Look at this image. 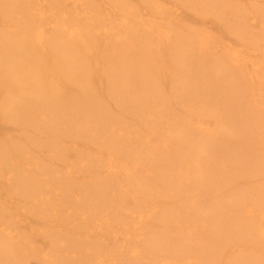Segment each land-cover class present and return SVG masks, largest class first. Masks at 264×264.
<instances>
[{"label":"bare ground","instance_id":"bare-ground-1","mask_svg":"<svg viewBox=\"0 0 264 264\" xmlns=\"http://www.w3.org/2000/svg\"><path fill=\"white\" fill-rule=\"evenodd\" d=\"M161 70L171 71L174 74L171 81L178 83L182 91H185L183 83H192L199 89L208 86L207 77L211 72L219 71L228 85L226 90L231 89L227 98L231 120L238 124L240 116L249 121V115L244 112L250 110L253 114V124H244L240 131L242 135L245 133L244 141L250 133L254 140L257 139L256 144L238 141L234 145L226 141V155L230 161L236 158L226 170V165L219 163L218 159L215 163L210 161L215 156L205 160L197 154L191 158L198 166L191 169L192 175H207L217 185V191L224 190L225 193L234 191L237 179L244 177L245 173L249 177L264 174V149H255L264 140V0H0V87L6 89L3 110L15 122L17 131H25L23 119L28 118L36 129L55 126L61 133L66 125L83 120L82 113L87 107L101 110L102 104L124 105L127 102L126 109L131 105L143 109L146 101L139 100L156 94L151 90L157 86L153 84V78L162 82ZM182 72L186 77H179ZM147 83L150 84L144 89L142 86ZM104 90L107 91L105 96L102 95ZM113 105L106 109L124 113L121 107L114 110ZM108 120L112 122L113 117L106 113L104 123L107 124ZM126 124L134 126L131 122ZM195 127L200 134H206L204 146H208L212 135L206 121L198 118ZM30 131L29 127L24 133ZM127 137H115V153H108L107 168L113 169L112 160L123 167L124 176L135 177L139 162L134 152L144 154L149 147L132 144L129 153L125 142ZM118 144L125 147V154ZM104 145L110 147L108 143ZM62 147L67 161L59 159L57 163H62L63 169L71 170L78 146L66 141ZM212 148L220 151L219 147ZM94 149L96 151L97 147ZM248 150L252 155L245 161ZM48 151L60 157L63 155L61 149ZM9 159L10 154L0 151V167ZM16 159L21 160V157H15V168L19 165ZM199 161L207 162L202 164ZM57 166L55 164V168ZM197 168L205 173H198ZM110 172L106 171L105 175ZM21 175L15 170V193L29 195L30 198L25 200L29 201L27 212L37 218V229L25 232V225L9 216L8 220L3 217L6 221L2 223L0 216V258L5 256L3 264H32L31 259L37 264H93L92 256L81 260L84 254L78 249L82 246L67 242L77 240L75 238L97 242L88 237L100 238L98 233L90 230L95 226L100 230L102 224L87 222L91 216L79 215L82 214L79 195L66 191L52 197L38 186L36 190L33 176L28 177L25 188L17 180ZM12 177L13 174H8L5 178L8 186L13 185ZM113 192L109 190L105 194ZM125 192L129 193L127 189ZM249 194L244 203L252 209L246 210L245 215L239 200L231 195L225 201L233 204L230 208L223 198L218 200V195L208 197L211 210L225 209L219 216L212 214L213 224L217 220L220 222V217L225 214L234 216L236 221L230 232L225 226L218 229L220 238L216 241L215 236L214 244L208 250L202 253L198 250V262L193 261L194 264H264V183L256 190H250ZM72 199L75 204H71ZM85 203L90 205L91 200ZM165 204L171 205V201ZM108 205L122 209L115 201ZM156 208L157 204L152 202L150 210ZM18 213L21 212H16L15 218ZM61 215H71L70 220L55 219ZM153 217L141 212L139 229L152 227ZM247 217L252 222L244 219ZM100 219L93 217V220ZM241 221L248 226L241 225ZM169 222L165 219L156 232L162 239V258L155 264H175L172 260L177 256L176 249L168 251L171 241L166 236L175 232L176 227L182 228L185 219L176 217L168 226ZM68 223L72 224L71 227L54 230ZM104 224L107 225L106 221ZM33 230L44 231L42 239H38ZM55 233L70 237L63 239L62 236L56 237ZM237 242L242 243L244 250L229 259ZM238 248L241 247L238 245L235 249L239 251ZM58 252L63 253L58 255Z\"/></svg>","mask_w":264,"mask_h":264},{"label":"rangeland","instance_id":"rangeland-1","mask_svg":"<svg viewBox=\"0 0 264 264\" xmlns=\"http://www.w3.org/2000/svg\"><path fill=\"white\" fill-rule=\"evenodd\" d=\"M209 22L212 25L210 20ZM213 34L216 33L213 31ZM218 72L215 74L211 72L207 77L208 86L199 89L194 88L192 83H183L185 91H182L181 86L170 79L174 74L171 71L161 70L162 82L158 83L153 78V84L157 86L152 87L151 90L156 94L153 97L144 96L139 100L145 99L146 101L147 105L143 109L134 107V105L126 109L127 102H124V105L122 103L118 105L102 104L103 109L101 110L98 108L92 110L85 106L87 108L84 111L85 114L82 113L83 120L66 125L61 132L64 134L63 137L59 136L61 130L58 131L55 126L36 129L37 126L26 116H19V118H26L23 119L26 126L25 131L29 127L32 131L24 133L25 131L15 130V122H12L3 110L6 89L0 87V151L10 154V159L0 167V202H2L0 216L2 223L12 217L13 220L25 225V232L30 233L31 228L37 229V218L33 213L27 212L29 201L25 200L30 198L29 195L24 192H22L23 195L15 193V170H17L18 173L23 174L17 180L25 188L28 185V177L33 176L36 180V190L38 186V189L44 190L52 197L66 191L72 195L77 196L78 194L80 197L79 206L82 211V214L79 215L91 216L87 222L102 224V229L98 230L95 226L90 230L98 233L100 238L88 237L97 242H86L85 238L67 241L72 245L82 246L78 249L80 253L84 254L81 256V260H88L92 256L93 264H155L162 258V239L156 232L159 231L160 225L165 219L170 220L169 226L174 218L180 217L185 219L182 228L175 226V232L168 233V237L166 236L167 240L171 241L168 251L176 249L177 253L172 262L175 264L197 263L198 250L202 253L212 247L213 238L216 236V241L220 238L217 234L218 229L225 226L230 232L232 224L236 221H234V216L225 214L220 217V222L217 220L213 224L212 214L216 213L219 216L225 209L211 210L207 203L208 197L218 195V200L223 198L225 202L231 195L236 201L239 200L238 204L245 215L246 210L252 209L244 203V200H248L250 197L249 191L256 190L261 183H264V174L250 175L249 177L245 173L244 177L237 179L238 185L234 191L224 193V190L217 191V185L210 181L207 175L206 177L203 174H198L197 177L192 175L191 169L198 166L192 163L191 158L196 157L197 154L205 160L215 156L216 158H212L210 161L215 163L218 159L219 163L226 165L224 168L226 170L236 160L234 157L230 161L226 155V141L234 145L238 141H242L244 144H246L245 141H248L253 146L257 142V139L254 140L250 133L244 141L245 133L242 135L240 131L244 124H253L251 119L253 114L250 113V110L243 111L245 115H249V121L244 120L241 116L238 124L231 120L233 117L227 107V98L231 95V89L226 90L228 85ZM183 73L179 77H186ZM149 84H143L142 87L145 89ZM106 94V90L102 91V95ZM108 99L112 101V99ZM112 105L114 110L121 107L124 113L108 111L106 107ZM106 113L113 117V121L108 120L107 124L104 123ZM198 118L206 121L211 130L212 142L208 146H204L206 134H200L195 127ZM127 122L133 123L134 126H126ZM131 134L134 136L129 137ZM57 135L58 139L55 140ZM122 135L128 136L125 142L129 153L132 152L129 147L133 145L149 147L144 154L134 152L139 162L134 178L124 176L123 167L112 160L110 162L113 169L107 168L108 153H115L114 139ZM18 137H20L19 140H17ZM52 141L55 142L52 143ZM66 141L74 142L78 146L76 158H74L76 162L73 163L71 170H65L60 166L62 163H57L59 159L67 161L62 147ZM105 143H108L110 147L107 148ZM91 144H93V148L91 147L89 150ZM212 146L219 147L220 151ZM95 147L101 153L95 151ZM118 147L125 154V147L122 144H118ZM58 149L62 150L61 157L48 151ZM234 149L235 147L232 151ZM255 149L259 151L264 149V140L258 143ZM216 152H218V158ZM248 152L245 161L252 155L249 150ZM15 157H21V160L16 159L19 163L17 168H15ZM206 162L199 161L202 164ZM55 164L58 165L56 168ZM108 170L111 172L105 175ZM197 171L199 173L202 170L197 168ZM6 172L13 174L11 178L13 185L11 186H8L5 180L8 176ZM202 172L205 173V171ZM125 189L129 193H126ZM109 190L114 192L106 195L105 192ZM86 200H91L90 205L85 203ZM23 201H25L24 204H22ZM110 201L117 202L122 209L118 210L117 206H109ZM167 201H171V205L165 204ZM92 202H94L93 205ZM152 202L157 204V208L154 210H150ZM71 204H75L73 199ZM225 205L230 208L233 204L225 202ZM15 206H17L16 209ZM176 209L179 210L176 212ZM234 210L236 209L234 208ZM16 212L21 213L16 214L15 218ZM141 212L154 216L152 227L139 229V214ZM70 216L61 215L55 219L70 220ZM3 217H6V220H3ZM93 217L101 219L97 221L93 220ZM244 219H249L252 222L249 217ZM105 221L107 225L103 226ZM75 223L77 224V221ZM240 224L248 226L245 221H241ZM71 225L68 223L66 226L55 227L54 230H62L71 227ZM254 225L255 222H253ZM108 230L110 234H108ZM33 231L37 233L38 239H42L41 237L45 233L44 231L41 233L38 230ZM54 235L62 236L63 239L70 237L64 233H55ZM236 244V247L239 245L241 248H238V251L234 247L233 251L229 253V259H234L235 254L244 250L242 243L237 242ZM61 253L63 252H58V255ZM241 253L245 254V251ZM2 258H0V264H3L5 256ZM30 262L37 264L35 259H31Z\"/></svg>","mask_w":264,"mask_h":264}]
</instances>
